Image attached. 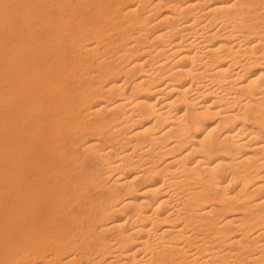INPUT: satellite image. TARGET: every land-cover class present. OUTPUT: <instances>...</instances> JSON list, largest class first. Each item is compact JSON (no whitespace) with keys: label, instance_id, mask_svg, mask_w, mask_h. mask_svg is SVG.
Masks as SVG:
<instances>
[{"label":"bare ground","instance_id":"obj_1","mask_svg":"<svg viewBox=\"0 0 264 264\" xmlns=\"http://www.w3.org/2000/svg\"><path fill=\"white\" fill-rule=\"evenodd\" d=\"M0 264H264V0H0Z\"/></svg>","mask_w":264,"mask_h":264}]
</instances>
